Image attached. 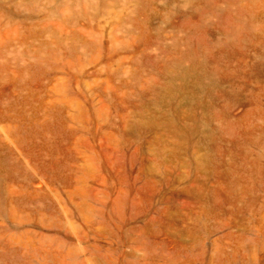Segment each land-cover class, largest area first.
<instances>
[{
	"label": "rangeland",
	"instance_id": "374dc122",
	"mask_svg": "<svg viewBox=\"0 0 264 264\" xmlns=\"http://www.w3.org/2000/svg\"><path fill=\"white\" fill-rule=\"evenodd\" d=\"M260 62L264 0H0V264H264Z\"/></svg>",
	"mask_w": 264,
	"mask_h": 264
},
{
	"label": "bare ground",
	"instance_id": "6f19581e",
	"mask_svg": "<svg viewBox=\"0 0 264 264\" xmlns=\"http://www.w3.org/2000/svg\"><path fill=\"white\" fill-rule=\"evenodd\" d=\"M237 47V45L235 44V46H233L232 47V45L231 46H228V47H226L225 49H223V50H221L219 53H218V55L217 56H221V55H224L225 53H231V52H233L234 51V49ZM231 55H232V53H231ZM255 72L257 73V74H262V73H264V63L263 62H260L257 66H256V68H255ZM256 170V169H255Z\"/></svg>",
	"mask_w": 264,
	"mask_h": 264
}]
</instances>
